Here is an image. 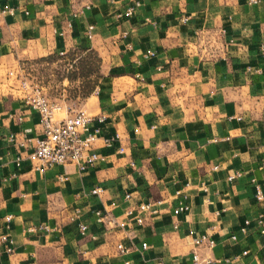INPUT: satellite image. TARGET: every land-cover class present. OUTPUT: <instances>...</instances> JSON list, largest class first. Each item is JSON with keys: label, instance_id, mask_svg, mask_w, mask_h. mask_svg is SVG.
I'll return each mask as SVG.
<instances>
[{"label": "crops", "instance_id": "crops-1", "mask_svg": "<svg viewBox=\"0 0 264 264\" xmlns=\"http://www.w3.org/2000/svg\"><path fill=\"white\" fill-rule=\"evenodd\" d=\"M74 51L94 52L100 76L55 115H103L100 158L41 168L19 145L40 134L17 90L23 63ZM179 201L188 209L174 213ZM139 202L155 212L135 223L125 209ZM259 217L264 0H0V237L11 240H0V264H187L199 233L213 239L197 251L214 264H264ZM117 241L130 249L117 253Z\"/></svg>", "mask_w": 264, "mask_h": 264}, {"label": "built area", "instance_id": "built-area-1", "mask_svg": "<svg viewBox=\"0 0 264 264\" xmlns=\"http://www.w3.org/2000/svg\"><path fill=\"white\" fill-rule=\"evenodd\" d=\"M249 2H257L258 0H248ZM138 1L124 7L120 12L123 15H130L137 6ZM90 28V26H89ZM88 36L90 34L88 33ZM62 51H59L61 54ZM17 90L21 94V98L26 105L34 110L38 116V122L40 125V134L32 138L24 137L19 145H30L29 157L38 161L39 167L44 168L53 164L64 165L66 163H73L75 167L81 171L94 161L100 158V156L93 150V143L99 136L100 124L104 121L103 115L92 116L82 108H76L71 113H67L60 117H57L55 113L62 108L61 103L49 99L42 91V88L36 83L28 82L22 78L19 79ZM17 120L21 119L20 115H15ZM14 135L9 134L8 139L12 140ZM117 138V134H111L102 137L104 144L109 145ZM117 151H121L122 147L117 146ZM15 161L18 162L20 155H15ZM238 173H232L227 176L231 179ZM59 179L63 176L59 175ZM100 188L98 186L91 188V192H97ZM262 193L258 185L255 188V197L261 198ZM124 197H129V193L126 192ZM138 212L133 214V208L125 209V213L133 217L135 223H141L143 220L142 213H153V209L147 202H139L135 208ZM188 209V204L179 201L172 207V211L177 213L179 211H185ZM97 221H111L112 216L108 213L95 210ZM9 218V215L6 216ZM259 232L263 234L262 244L264 246V224L260 217L258 218ZM119 227H123L124 221H115ZM248 219H244L243 224L240 226V230L244 231L245 224ZM86 225L84 223H78V231L80 234L84 232ZM234 234L231 235L234 238ZM0 240H6L10 242L8 237L1 236ZM193 247L191 248L189 261L187 264H214V259H211L205 255H201L197 251L199 245H205L210 247L213 245V239L206 233H199L192 238ZM146 242L140 243V248L146 247ZM116 252L119 254L125 253L130 249V245L125 244L122 241L115 243ZM6 250H10L9 246H6ZM227 258H224L226 260ZM154 264H174L171 262H163L161 259H156Z\"/></svg>", "mask_w": 264, "mask_h": 264}, {"label": "rangeland", "instance_id": "rangeland-1", "mask_svg": "<svg viewBox=\"0 0 264 264\" xmlns=\"http://www.w3.org/2000/svg\"><path fill=\"white\" fill-rule=\"evenodd\" d=\"M64 75L69 76L70 82L63 85L60 80ZM99 76V59L96 54L91 51H74L66 57L47 55L29 60L23 63L20 78L36 83L49 99L61 103L64 98L68 102L75 100L77 95L90 92Z\"/></svg>", "mask_w": 264, "mask_h": 264}]
</instances>
